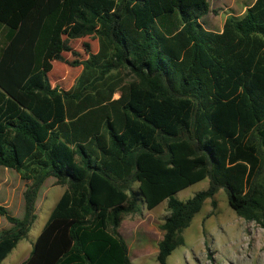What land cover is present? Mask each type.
Returning <instances> with one entry per match:
<instances>
[{
	"label": "trees",
	"instance_id": "trees-1",
	"mask_svg": "<svg viewBox=\"0 0 264 264\" xmlns=\"http://www.w3.org/2000/svg\"><path fill=\"white\" fill-rule=\"evenodd\" d=\"M208 12L205 0H0V167L31 180L20 219L0 206L12 225L0 242L25 235L44 178L67 186L20 264H130L122 216L163 201L166 264L219 189L264 225V0L220 32L202 26ZM88 35L98 50L68 63L82 66L74 85L51 86V62ZM17 135L33 146L22 161Z\"/></svg>",
	"mask_w": 264,
	"mask_h": 264
},
{
	"label": "rangeland",
	"instance_id": "rangeland-1",
	"mask_svg": "<svg viewBox=\"0 0 264 264\" xmlns=\"http://www.w3.org/2000/svg\"><path fill=\"white\" fill-rule=\"evenodd\" d=\"M205 1L209 3L207 18L221 20L228 13L240 14L244 6L250 5L254 0ZM67 45L69 52L62 53L61 61L51 62L48 74L50 85L61 90L70 89L82 70V66H70L68 63L85 60L86 50L96 53L98 39L95 35H88L69 39ZM119 77L123 81L130 79L123 71L119 73ZM113 97H117V94ZM14 142L17 147V158L22 161L27 149L33 146L21 135H17ZM5 173L4 168L0 167V178ZM8 174L12 177L15 175L12 170H7L6 175ZM207 184L208 180L205 178L177 192L174 197L183 202L197 192L205 190ZM57 189L58 187H54L45 195L44 204L36 209L35 220L29 226L27 234L9 252L4 264H19L28 254L34 238L52 209L48 205L53 202V194ZM211 201L214 202V207L211 206ZM9 204L7 209L9 215L19 218L22 215V200L19 204L15 198ZM167 213L166 202L163 201L152 210H146L143 205H138L136 212L123 215L122 229L130 264H157L155 262L157 242L162 235L160 226ZM181 236L183 244L170 253L166 258V264H264V225L260 226L238 217L228 207L226 194L222 189L201 204L188 227L181 232Z\"/></svg>",
	"mask_w": 264,
	"mask_h": 264
},
{
	"label": "crops",
	"instance_id": "crops-1",
	"mask_svg": "<svg viewBox=\"0 0 264 264\" xmlns=\"http://www.w3.org/2000/svg\"><path fill=\"white\" fill-rule=\"evenodd\" d=\"M207 3V2H206ZM253 3V2H252ZM251 3V4H252ZM250 4V5H251ZM208 5V9H209V3H207ZM248 5V6H250ZM248 6H244V9ZM244 10L240 13V14H237V15H234V14H226L222 17L221 20H216L213 18H207V15L208 13L203 16L201 18V24L202 26L207 29V30H210V31H213V32H220L221 31V28H222V24L224 22V20L228 17V16H235V17H239L243 14ZM114 98V97H113ZM116 98V97H115ZM6 169V171H5ZM7 170H11V169H7V168H4V172L5 175L0 178V206H2L3 208L7 209L9 208V203L11 201H13L15 198L17 199V202L19 201V204H20V201L22 200V215L19 217V218H16V219H20L22 216H23V210H24V207H23V197H22V193L24 192L25 188L27 185L30 184L31 180H23L19 177V174L16 173L15 171L12 177V175H6L7 174ZM54 187H58V189L55 191V193L53 194V202L49 203L48 207H54L56 202L58 201V199L61 197V195L66 191L67 189V186L66 184H63V185H60V184H57L55 179L53 177H46L42 180L40 186L38 187L37 189V192H36V195H35V199H34V203H33V209H34V220H35V211L36 209H39V207H42L43 204H44V201H45V195L48 193V191ZM154 209V208H153ZM52 210V209H51ZM152 210V209H151ZM8 212V211H7ZM50 214V213H49ZM49 216V215H48ZM123 217V216H122ZM3 218V219H2ZM15 218V217H14ZM48 218V217H47ZM46 218V220H47ZM45 220V221H46ZM45 223V222H44ZM123 224V218L121 220V223L118 227V230H117V233L119 235V237L124 241L125 243V240H124V233H123V229H122V225ZM44 225V224H43ZM12 225L9 224L5 219L4 217L0 216V231L1 230H8V229H11ZM43 227V226H42ZM42 229V228H41ZM40 229V230H41ZM28 232V231H27ZM27 232L25 233V235L27 234ZM40 232V231H39ZM38 232V233H39ZM24 235V236H25ZM38 235V234H37ZM36 235V236H37ZM23 236V237H24ZM21 237L20 239H17V238H13V239H9V240H5V241H2L0 242V247H5V251L3 252H0V264H4V260L6 258V256L9 254V252L16 246V244L23 238ZM36 238V237H35ZM34 238V239H35ZM30 251V250H29ZM128 251V250H127ZM29 253V252H28ZM28 255V254H27ZM27 255L23 258V260H25V258L27 257ZM22 260V261H23ZM21 261V262H22ZM20 262V263H21ZM19 263V264H20Z\"/></svg>",
	"mask_w": 264,
	"mask_h": 264
}]
</instances>
